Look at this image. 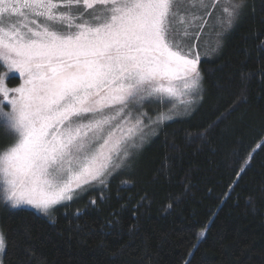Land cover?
<instances>
[{"label": "trees", "instance_id": "trees-1", "mask_svg": "<svg viewBox=\"0 0 264 264\" xmlns=\"http://www.w3.org/2000/svg\"><path fill=\"white\" fill-rule=\"evenodd\" d=\"M241 1L199 63L192 111L164 122L95 203L45 215L0 195L2 264H264V0Z\"/></svg>", "mask_w": 264, "mask_h": 264}, {"label": "snow or ice", "instance_id": "snow-or-ice-1", "mask_svg": "<svg viewBox=\"0 0 264 264\" xmlns=\"http://www.w3.org/2000/svg\"><path fill=\"white\" fill-rule=\"evenodd\" d=\"M179 3L0 0V60L23 77L9 89L7 73L0 75V105L11 106L8 112L0 107V125L14 137L0 149V173L12 207L28 204L47 214L103 176L142 124L137 119L127 136L109 133L90 150L111 119L106 109L123 111L199 87V54L175 39ZM242 7L233 6L229 24ZM5 14L15 22L5 24Z\"/></svg>", "mask_w": 264, "mask_h": 264}, {"label": "rangeland", "instance_id": "rangeland-1", "mask_svg": "<svg viewBox=\"0 0 264 264\" xmlns=\"http://www.w3.org/2000/svg\"><path fill=\"white\" fill-rule=\"evenodd\" d=\"M194 2L195 7H191L190 4L192 0H180L178 4L180 11L174 21V27L176 29L175 39L180 42L181 46L185 49L192 48L194 53L199 54V66L203 56H211L217 49L220 50L224 35L232 28L233 23L240 16L242 8L239 11L238 17L232 19L231 24L228 23V13L233 10L234 5L242 4V1L202 0L201 3V0H194ZM73 11H75V9H73ZM192 17L201 19L192 20ZM13 22H15V20L9 18L7 14H5L4 23L11 24ZM185 28H187V36L184 35ZM193 58H195V56H193ZM0 63L4 66L5 73H7L5 76L7 87L9 89L19 87L23 83L21 74L16 70L8 71L2 60H0ZM13 81H15V84L11 83ZM200 86L201 83L199 81V87L191 92L165 97L162 101L156 98L146 99L140 103V106L129 104L123 111H121L119 107L106 109L104 114L105 116L111 117V119L108 124L104 125L103 132L100 134L101 139L94 143L90 150L97 148L98 145L103 142V139L107 138L109 133L117 138L124 137L128 135V129L136 125L137 119L141 120L142 124L133 128L131 138L127 140L119 156H114L109 167L99 180L92 181L79 189H75L72 200L62 201L54 205L47 214L52 213L57 207L62 205L73 204L78 206L80 204H91L92 201H95L94 196L98 193L101 194L102 191L107 188V183L112 177L124 173L135 164L139 153L152 141L156 136L155 133L157 134V132H159L164 122L186 116L192 111L193 105L197 102V98L200 95ZM177 87L179 88V85H177ZM13 95H15V93L10 92L9 97ZM0 100H3L2 96H0ZM189 101L191 102L189 103ZM0 107H2L4 112L11 110V106L7 101H3ZM84 122L87 121L85 120ZM9 136L12 144L14 137L10 133ZM125 152L128 153L127 157L124 155ZM101 180L103 183L100 182ZM5 189L6 184L4 183V177L3 174L0 173V195H2L3 201L11 206V202L5 200ZM17 207L35 209L39 213L47 215L33 205L24 204ZM0 236L3 237V247L0 248V264H2L4 236L1 230Z\"/></svg>", "mask_w": 264, "mask_h": 264}]
</instances>
